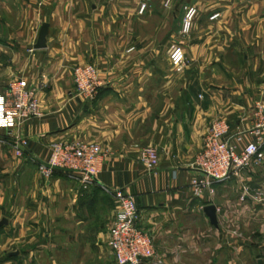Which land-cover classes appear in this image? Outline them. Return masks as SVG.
<instances>
[{"label": "crops", "instance_id": "obj_1", "mask_svg": "<svg viewBox=\"0 0 264 264\" xmlns=\"http://www.w3.org/2000/svg\"><path fill=\"white\" fill-rule=\"evenodd\" d=\"M165 1L0 0V94L22 77L41 111L0 126V264H116L115 189L134 196L138 225L153 239L155 256L139 264H252L260 252L251 248H261L253 235L264 230V208L253 193L264 195V162L214 182L213 193L194 196L190 182L213 122L241 135L238 148L253 139L264 91V0ZM189 6L196 12L183 33ZM43 22L46 46L34 49ZM172 45L185 54L177 69L168 61ZM85 63L103 81L93 99L73 82V68ZM16 139L27 143L21 158ZM71 141L105 153L86 187L76 172L45 178L38 169L53 143ZM146 147L158 153L153 170L140 162ZM243 185L251 191L241 197ZM209 204L216 227L203 211Z\"/></svg>", "mask_w": 264, "mask_h": 264}, {"label": "built area", "instance_id": "obj_2", "mask_svg": "<svg viewBox=\"0 0 264 264\" xmlns=\"http://www.w3.org/2000/svg\"><path fill=\"white\" fill-rule=\"evenodd\" d=\"M169 0L165 1L167 4ZM145 8L141 3L139 12ZM196 9L186 8L182 20V32H188L190 22ZM213 14L210 18L215 17ZM185 54L181 46L172 45L168 50V61L171 67L182 66ZM73 82L77 94L85 99H93L103 85L98 68L91 63L77 65L73 68ZM41 115L36 91L28 87L24 78L12 80L7 89L0 94V126L12 128L32 117ZM255 122L250 130L253 139L246 141L241 148V135L227 136L228 126L223 120L215 121L209 128L205 144L196 156L193 165L200 175L190 182L191 193L200 196L204 191L214 192L213 183L231 178H239L244 169L264 162V91L255 104ZM26 141L16 139L13 153L21 158L26 148ZM105 156L97 147L80 141L55 142L51 145L50 153L44 162L39 164L41 175L48 178L59 170L76 172L83 187L95 180L100 162ZM140 162L149 170H153L159 162L158 153L152 147H146L140 154ZM248 185L242 186L241 197L250 194ZM116 204L112 218L109 245L113 251L116 264H139L141 260L155 256L153 239L139 225V214L135 198L123 189H115L111 193ZM254 199L264 208V195L260 189L253 193Z\"/></svg>", "mask_w": 264, "mask_h": 264}, {"label": "water", "instance_id": "obj_3", "mask_svg": "<svg viewBox=\"0 0 264 264\" xmlns=\"http://www.w3.org/2000/svg\"><path fill=\"white\" fill-rule=\"evenodd\" d=\"M48 34V23L43 22L39 29H38V34H37V39L36 42L33 44V48L34 49H40L46 46V36ZM40 163H42L43 165L47 164L44 161H40ZM203 211L205 213V215L208 217L209 222L213 225V226H217V215H216V208L214 205L209 204L204 206ZM7 224V219L6 218H1L0 219V227ZM16 252L11 253V255H14ZM260 264V262H259Z\"/></svg>", "mask_w": 264, "mask_h": 264}, {"label": "rangeland", "instance_id": "obj_4", "mask_svg": "<svg viewBox=\"0 0 264 264\" xmlns=\"http://www.w3.org/2000/svg\"><path fill=\"white\" fill-rule=\"evenodd\" d=\"M0 23H2V20H1V18H0ZM94 65V64H93ZM77 66V65H76ZM97 68V67H96ZM72 75H73V72H72ZM11 82V81H10ZM9 82V83H10ZM71 172V171H70ZM257 206V205H256ZM258 207V206H257ZM251 231L255 228V230H257V227H258V224H257V222H254L251 226ZM256 233H254V246L255 247H261V248H251V249H257V250H259L260 252H258V253H256V255H254V256H252V264H258L259 262H258V260H259V258H261V257H264V230H263V232L260 234V236L257 238L256 236ZM252 236V237H253ZM263 247H262V246Z\"/></svg>", "mask_w": 264, "mask_h": 264}]
</instances>
